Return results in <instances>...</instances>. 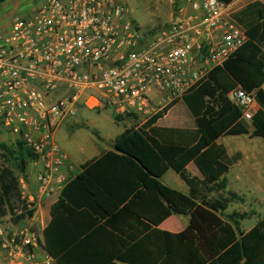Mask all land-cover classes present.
<instances>
[{"label": "trees", "instance_id": "trees-1", "mask_svg": "<svg viewBox=\"0 0 264 264\" xmlns=\"http://www.w3.org/2000/svg\"><path fill=\"white\" fill-rule=\"evenodd\" d=\"M233 17L247 41L183 97L194 126L157 125L180 100L174 101L141 126L125 129L113 150L84 164L65 185L43 230V249L56 264H264V217L245 232L241 222L249 214L226 213L244 199L226 191L231 163L218 143L225 136L264 139V3L254 0ZM239 86L256 92L261 106L251 124L228 99ZM0 153L21 174L36 158L20 141L12 147L0 142ZM191 163L203 179L186 174ZM169 170L185 182L188 194L163 183ZM17 186L18 178L3 169L0 220L13 208ZM173 215L190 216L188 227L181 233L159 229Z\"/></svg>", "mask_w": 264, "mask_h": 264}, {"label": "built area", "instance_id": "built-area-1", "mask_svg": "<svg viewBox=\"0 0 264 264\" xmlns=\"http://www.w3.org/2000/svg\"><path fill=\"white\" fill-rule=\"evenodd\" d=\"M169 2V25L149 33L131 19L127 0H43L0 30V131L42 162L44 193L65 182L70 160L54 136L81 106L110 110L117 121L148 120L247 41L235 4ZM228 99L251 124L256 92L239 86ZM17 241L1 246L0 264H56L39 233L23 231Z\"/></svg>", "mask_w": 264, "mask_h": 264}, {"label": "rangeland", "instance_id": "rangeland-1", "mask_svg": "<svg viewBox=\"0 0 264 264\" xmlns=\"http://www.w3.org/2000/svg\"><path fill=\"white\" fill-rule=\"evenodd\" d=\"M127 1L131 19L140 25L142 30L146 33L158 31L169 25L172 18V6L169 0ZM42 2L43 0H6L0 3V30H5L14 16H28L38 8ZM183 114L184 105L182 104L176 107L168 117L162 120L161 124L169 125L173 118L178 116L182 118L183 116L182 122L178 125L186 128L193 127L194 119L192 115H190V113ZM129 127L130 125L127 122L117 121L110 110H90L85 106H81L74 116L60 122L54 139L59 148L64 150L75 162H77L85 151H92L95 147L101 149L112 148L109 142L115 140L118 135ZM4 133L5 132L0 133V142L6 143L11 147L14 146V138ZM258 155L260 165H262L263 168L264 151L262 148H259ZM3 169L12 171L14 176L18 178V186L17 191L13 194L12 202L10 203L13 208H10L8 215L0 220V230L3 231V234H0V249H2L1 246L3 244L11 243L14 237L18 239L17 243H19L20 235L23 231L29 230L38 233L37 228L29 225L28 221L19 223L13 221L15 216L20 215L22 212L27 213V211L30 210L28 202L22 198L25 192L23 181L27 180V175L21 174L11 161L0 153V173ZM197 171L198 170L194 168V166H191L187 173L193 176L198 173ZM237 171L238 170L235 169L229 176L230 182H232V178ZM163 183L185 194L188 193L187 185L182 181L180 176L172 170L163 178ZM234 186L236 185L234 184ZM231 188L232 186L228 187L226 191H231ZM31 209H33L32 206ZM174 218L183 220L185 216H174ZM252 223L253 221H247L241 226V230L247 228Z\"/></svg>", "mask_w": 264, "mask_h": 264}, {"label": "crops", "instance_id": "crops-1", "mask_svg": "<svg viewBox=\"0 0 264 264\" xmlns=\"http://www.w3.org/2000/svg\"><path fill=\"white\" fill-rule=\"evenodd\" d=\"M252 1L254 0H234L232 3L235 4L234 5L235 12H237L239 9L246 6L248 3ZM258 1L264 3V0H258ZM182 104L184 105L183 115H185V113H190L185 102L181 99L178 102V104H176L164 118L158 121L157 125L164 127L165 126L182 127L179 126L178 124L182 122L181 120L183 119V116L182 118L181 116L173 118L169 125L161 124L162 120L168 117V115L176 107ZM260 109L261 106L259 105V103H257V105L255 106V112H258ZM95 110H101V108ZM146 121L147 120H144L143 118L136 117L133 120L131 119L128 120L127 122L130 125V127H138L144 124ZM114 141L115 140H111L109 142L111 143L112 148ZM218 143L226 147L229 161L231 163L230 171L226 176L227 188L232 186L231 191L238 194L244 199L243 202L231 203L226 213L230 214L234 211H237L240 213L249 214V217L241 222V226H242L247 221H253V223L250 226H248L247 228H243V231L248 232L256 225V223L260 218L264 217V166L262 168V165H260V160L258 158L259 148H262V150L264 151V139L261 137L251 138L249 135L225 136L220 138L218 140ZM112 148L101 149L95 147L93 148L92 151H85V153H83L80 156V159L77 162H75L64 150H62L69 157L70 160L69 163L70 166L68 165L67 167H65L62 172V175L65 177V182L62 184H59L57 182L53 183L52 184L53 190L48 193H44L43 191H41L40 183L38 182L39 174L42 171V165H43L42 162L36 160L29 161L28 169L25 173V175H27L26 177L27 180L23 181L25 188L23 199H25L28 203L30 202V205L33 207L32 210H35V212L32 218L30 219L26 218L22 221L23 222L28 221L29 225L36 227L38 233L43 237V230L51 221L52 205L58 200L61 191L63 190L65 185L82 172V167L84 164L98 159L107 151L113 150ZM191 166H194V168H196L194 163L189 164L185 170L187 175H188L187 171L190 169ZM235 169H237L238 171L236 172L235 176H233L232 182H230L229 176L232 174V172ZM169 172L170 170L165 174V176ZM197 172L198 173L194 174L193 176L191 175L188 176L200 180L203 179L200 172L199 171ZM234 184L236 186H234ZM188 193H189V188H188ZM174 216H179V217L185 216V219L182 220L179 218H174ZM189 221H190V216L173 215L165 222H163L159 226V229L171 233H181L188 227ZM43 253H46L45 250L43 251ZM111 264H124V263L116 261Z\"/></svg>", "mask_w": 264, "mask_h": 264}]
</instances>
